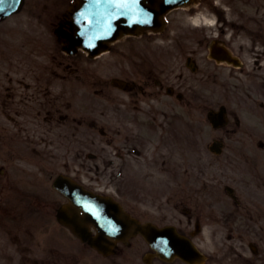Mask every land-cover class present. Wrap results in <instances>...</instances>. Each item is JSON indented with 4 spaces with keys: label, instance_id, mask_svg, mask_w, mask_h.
Returning a JSON list of instances; mask_svg holds the SVG:
<instances>
[{
    "label": "rangeland",
    "instance_id": "374dc122",
    "mask_svg": "<svg viewBox=\"0 0 264 264\" xmlns=\"http://www.w3.org/2000/svg\"><path fill=\"white\" fill-rule=\"evenodd\" d=\"M74 1L25 0L22 10L12 16L7 24L11 28H16V33H21L20 28L29 29L32 37L39 35L38 39L41 40L49 35L51 39L53 24L56 25L62 12ZM193 5L196 8L191 9V6L178 8L169 13L167 30L157 34V45L161 51L153 50V54L168 73H184L188 81L190 70L185 64L186 57L192 53L200 63L204 60L203 50L199 47L203 30L211 35L217 33L218 28L221 29L218 13L230 22L243 23L248 29L264 28V11L260 13L261 8L264 7V0H199ZM226 32L230 36L232 30H226ZM240 32L241 35H238L239 32L235 31L234 36L240 37H235L230 42L233 48L246 58L250 55L249 51L257 44H251L254 42L245 36L244 31ZM123 43L117 42L113 52H106L94 59H87L83 56L85 54L77 57L81 83L76 87L81 88L80 93L76 88L73 90L74 86L70 88V81L61 82V87L64 86L62 96H58L60 93L58 85L55 84L54 88H50L54 94L53 98L61 105L64 103L62 114L67 115V118L60 121L61 115L58 114L48 122V127L42 126L44 124L41 125V122L40 124L37 121L32 123L45 134L47 144L40 147L43 154L35 156L33 160L27 158L26 162L39 163L40 165L34 164L31 167L32 171L41 172L43 175L46 173V176L70 172L102 191L120 195L123 193L136 195L139 200L144 199L140 206L150 212L155 220L163 222L184 221L181 223L185 224L187 219L183 215L184 209L171 213L172 210H164V207L161 210L155 205L161 208L165 200L171 203L169 199L173 195L178 196L179 199L181 195L186 198V195L192 194L186 201L187 208L192 209L196 214H202L205 219V227L196 242L212 258L211 264H220L225 259L234 258L233 245L239 242L238 235L232 233L223 223L226 220L217 215L223 184L220 181L223 174L219 171L220 167L227 163L224 159L208 155L206 157V153L205 155L203 153L211 137V134L206 132L203 116L214 102H208L203 98L200 92L201 84L198 90L192 89L188 92L186 105H183L186 110L177 107L174 112V99H170L165 94L161 96L162 101L155 102L159 105L155 108L154 114L160 113V116L153 115V118H158V122L167 129V132L163 130L157 135L147 130L143 132V136L140 135L141 138L138 140L144 149L140 154H136L137 148L134 149L128 145L126 150L120 135L116 143L112 145L101 132L100 128L104 131L110 130L108 115L124 113L120 103L125 98V93L112 88L109 84L113 77L124 75L123 55L120 51L116 52ZM174 51L177 53L172 56ZM70 61L73 62V59ZM66 75L68 76L67 73ZM93 84L96 85L93 86ZM150 103L155 105L153 101L147 100L146 104ZM54 106L57 107L56 104ZM185 111L188 118L176 114H184ZM80 117L85 121V128H80V131L76 128L74 132L73 119H80ZM91 119L97 120L95 130L92 128L94 125L89 126ZM180 119L185 121H177ZM127 127L125 125L126 132L131 129L130 126ZM182 130H192L191 138L182 134ZM76 133L80 137L81 160L79 155L75 154V149L71 147L76 140L74 136ZM130 134L134 133L130 132ZM34 139L37 140L36 137ZM133 139L136 140L135 137ZM148 139L149 142H146ZM188 140L194 145L191 150L189 146H185ZM20 143L18 142L17 145ZM121 147L124 148L123 151ZM196 151H198V158L193 154ZM90 152L96 153L98 160L92 162L86 160ZM121 152L125 153L129 161L120 159ZM188 153H192V157H189ZM110 161L114 164L113 171ZM116 168H118L117 171H115ZM190 178H194L195 186H191L188 182ZM181 182L184 184L183 187ZM205 203L209 204L208 210L204 207ZM96 259L103 264V259Z\"/></svg>",
    "mask_w": 264,
    "mask_h": 264
},
{
    "label": "flooded vegetation",
    "instance_id": "af4514ba",
    "mask_svg": "<svg viewBox=\"0 0 264 264\" xmlns=\"http://www.w3.org/2000/svg\"><path fill=\"white\" fill-rule=\"evenodd\" d=\"M11 31V27L0 25V264H78L82 253L75 241L76 237L70 232V240L67 241L69 231L57 218L58 209L67 199L51 187L53 176L29 172L34 164H40L26 162L10 144L21 136H36V131L30 129L32 123L37 121L48 127L51 119L58 114L63 116L64 106V103L61 105L51 97V83L47 81L49 77L40 72L41 69L33 65L23 68L27 60L17 59V45L3 39ZM21 47L27 49L30 43L25 41ZM136 50L133 45L124 50L128 63L130 56L136 55ZM26 51L36 58L43 57L34 47ZM53 60L55 62L52 64L60 68L51 70L54 78L64 80L65 75L61 71L66 68L75 71L71 65H65L63 60ZM204 64L202 80L205 92L216 95L222 105H236V109L227 108L235 123L231 124L230 121L220 130L224 150L231 151L227 159L235 162V143L238 141L245 145L250 141L255 151L253 157H246L254 164V177L244 178L241 183H245L243 186L254 185L260 196L246 198V188H239L234 209L228 215L235 219L238 232L255 237L258 248L256 252L252 251L250 257H243L245 242H240L233 264H264V169L259 165L260 160L264 159V67L257 64L252 68L253 81L249 97L245 91L238 92L233 88L232 93L230 90L226 93V67L223 64L209 58ZM151 66L139 58L133 71L128 72L131 82L124 100L126 108L135 109L136 102L143 95L152 98L159 96L165 88V82L170 81L168 73H162L164 78L161 79L157 74L162 71L155 65ZM34 68L40 72L36 77L33 75ZM240 112L244 113L245 121L240 119ZM128 118L123 117L122 127L126 125L134 130L143 127L144 119L140 115ZM228 141L231 143L228 144ZM234 179L239 180L240 177ZM125 207L141 214L134 207ZM112 256L113 264H170L159 259L155 251L134 242L128 245L119 243Z\"/></svg>",
    "mask_w": 264,
    "mask_h": 264
},
{
    "label": "water",
    "instance_id": "95a60500",
    "mask_svg": "<svg viewBox=\"0 0 264 264\" xmlns=\"http://www.w3.org/2000/svg\"><path fill=\"white\" fill-rule=\"evenodd\" d=\"M80 1V5L65 14L57 34L66 43V49L71 51L77 46H83L95 55L108 47V41L123 34L136 33L140 28H161L162 15L186 0H120V3L113 0ZM21 3L22 0H0V17L19 9ZM56 185L73 199V203L84 206V215L73 224L78 226L79 230L76 228V231L84 240L89 238L93 244L97 241L110 242L116 236L126 233L127 222L124 223V218L116 214L115 208L111 209L109 202L85 191L67 177L61 176ZM90 222L100 226L96 237L86 228ZM151 231L144 234L153 245L162 242L166 247L171 243L169 250L184 258L202 257L191 241L180 236L174 229L152 228Z\"/></svg>",
    "mask_w": 264,
    "mask_h": 264
}]
</instances>
